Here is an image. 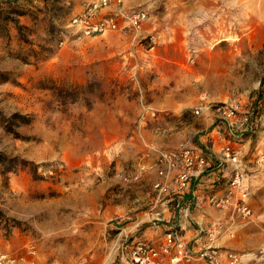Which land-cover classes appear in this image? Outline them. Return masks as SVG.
Masks as SVG:
<instances>
[{"label": "rangeland", "instance_id": "obj_1", "mask_svg": "<svg viewBox=\"0 0 264 264\" xmlns=\"http://www.w3.org/2000/svg\"><path fill=\"white\" fill-rule=\"evenodd\" d=\"M87 1L0 3L6 264H116L125 239L166 233L169 194L138 170L159 151L212 143L219 111L242 110L264 86V0H127L147 14L139 33L83 36L69 20ZM248 204L227 221L233 238L261 227L245 263L264 264V169ZM218 250L236 264L249 251Z\"/></svg>", "mask_w": 264, "mask_h": 264}, {"label": "built area", "instance_id": "obj_2", "mask_svg": "<svg viewBox=\"0 0 264 264\" xmlns=\"http://www.w3.org/2000/svg\"><path fill=\"white\" fill-rule=\"evenodd\" d=\"M127 0H88L81 10L69 20L72 31L83 36L107 35L110 33L131 31L139 33L147 14L143 9L130 10ZM195 112H198V109ZM218 121L213 125L211 139H205L196 145L177 147L159 151L147 167L142 166L135 175L138 178L144 171L153 169L156 179L154 188L160 193H183L192 186L194 178L222 164L229 166L226 193L223 196L211 195L210 205L223 209L231 207L243 217L251 214L248 197L251 192V180L255 171L264 169V98L249 102L240 108L225 106L219 111ZM245 134L248 138L244 140ZM256 136V152L252 153L251 163L255 170L249 169L243 159L241 145L251 142ZM220 139L221 144L215 151L213 140ZM248 152V149H247ZM168 178L166 182L164 180ZM170 192V193H169ZM231 256V255H229ZM228 264H236L232 257L225 256ZM221 252L211 245L194 250L175 230L163 234L159 241L142 236L125 239L117 253L116 264H226ZM0 264H6L0 255Z\"/></svg>", "mask_w": 264, "mask_h": 264}, {"label": "crops", "instance_id": "obj_3", "mask_svg": "<svg viewBox=\"0 0 264 264\" xmlns=\"http://www.w3.org/2000/svg\"><path fill=\"white\" fill-rule=\"evenodd\" d=\"M220 144V139L213 140L212 146L215 151H218ZM248 144L249 142H246L243 146L248 149ZM246 148L243 149V155H245L243 161L249 169L255 170L256 167L251 163L252 157L247 154ZM152 172L153 180H155L156 173L154 170ZM228 172L229 166L222 164L194 178L189 190L169 196L166 201L167 206L162 211V218L165 220L163 229L177 231L194 250H198L205 245H211L217 249L223 248V245L231 248L245 247L249 250L243 254L246 256V258L243 257V263L246 264L245 261L250 260L251 253L261 248V227L256 228L247 224L241 228L243 233L241 235L237 234L239 236L233 238V226L228 223L227 218L233 217L234 210L231 207L218 209L208 202L211 195L223 196L226 193ZM167 180L168 178L164 182ZM158 231L159 229L154 232L155 236L150 237L151 240L159 241L163 237V233ZM223 252H227V250ZM256 260L259 263L255 264H261V256ZM193 264L204 263L195 262Z\"/></svg>", "mask_w": 264, "mask_h": 264}, {"label": "trees", "instance_id": "obj_4", "mask_svg": "<svg viewBox=\"0 0 264 264\" xmlns=\"http://www.w3.org/2000/svg\"><path fill=\"white\" fill-rule=\"evenodd\" d=\"M8 0H0V3L1 2H7ZM2 14V11H1V7H0V16H2L1 15ZM1 19H5V17H1ZM263 95H264V86L261 88V90L258 92V96L254 99V102H257V101H259V100H262L263 99ZM248 138V135L247 134H245V136H244V140H246ZM253 139L255 140L256 139V136H253ZM252 139V140H253ZM5 158L3 157V155L2 154H0V163H3L4 164V162H5ZM2 217H5V214L2 212V210H0V220H1V218ZM16 224V223H15ZM15 224H13L12 226H16ZM0 226H2V224H1V221H0ZM4 226V225H3Z\"/></svg>", "mask_w": 264, "mask_h": 264}]
</instances>
